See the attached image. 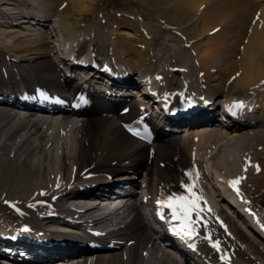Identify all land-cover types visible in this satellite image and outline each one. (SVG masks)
<instances>
[{"label": "bare ground", "instance_id": "6f19581e", "mask_svg": "<svg viewBox=\"0 0 264 264\" xmlns=\"http://www.w3.org/2000/svg\"><path fill=\"white\" fill-rule=\"evenodd\" d=\"M143 1L144 4L134 2L143 17H153L154 12L160 16L159 26H155L160 29L155 34L144 24L133 29L125 16L120 22L112 17L103 18L118 29L131 28L141 38H147L139 47L141 50H137L127 43L123 32L110 31L108 37L103 30L112 26L105 27L106 22L92 23L95 26L85 23L86 17L95 12L94 0H0V27L6 29L0 30V207H4V202L8 205L0 211L5 215L0 220V249L5 248L0 256L11 264H30L29 254L35 255V263L31 264H69L68 257L84 253L91 255L72 260L76 264H264V248L260 245L264 244V220L262 224L263 217H257L260 221L253 214L256 203L261 205L256 197L264 201V6L252 11L251 5V10L245 12L246 23H251L257 10L262 12L258 18H262L246 28L251 35L244 43L242 56L239 55L243 62H238V55L234 54L239 67L229 65L223 71L219 62L230 51L211 49L230 45L223 35L226 30L213 36L212 33L209 36L213 27L204 30L212 26L209 24L213 20L220 19V11L208 12L207 8L212 6L206 7L201 18L198 14V21L192 10L202 3L206 5V1L195 0L188 5L183 4L185 0ZM243 1L245 4L250 0ZM258 2L264 5V0ZM55 18L59 19V27ZM34 20L41 26L49 23L50 29L29 36L14 31L15 25ZM239 32L238 37V33L234 35L232 45L238 46V50L245 38L244 29ZM53 33L59 37L56 42L50 40ZM170 33L185 43L192 62L185 56L184 62L178 57L179 61L171 59L170 63L168 57L165 65L167 60L158 58L159 50L154 62L152 43H165L168 39L164 41L163 35ZM253 37L262 40L260 46L250 43ZM169 39L175 41L174 37ZM166 45L160 50L173 52ZM260 48L263 51L255 53ZM60 51L64 56L60 62L70 64V72L60 69L57 63ZM229 56L224 60L228 61ZM80 60L83 64L77 68H81V73L91 72L92 79L115 87L110 91L115 94L119 91L121 99L113 95L103 99L105 95L93 91L91 78L76 79L73 64ZM157 62L164 66L159 68ZM86 66L92 68L87 70ZM152 67L157 68L152 71V82L159 89L155 95L156 88L150 87L154 90L152 100L169 102L176 97L197 104L189 117L178 120L167 104V122L185 127L197 125L187 134L178 136L171 130L155 128L148 142L126 134L131 124L148 120V107L130 99L125 89L143 86V78L151 74ZM134 71L138 80L142 78L140 81L132 77ZM182 92L187 93L186 98H179ZM135 94L140 96L138 92ZM214 96L219 97L222 106L213 101ZM242 106L247 107L248 117L243 125L229 121L231 113L236 114ZM214 109L222 112L225 121L219 119ZM41 112L46 116H37ZM237 114L242 117L240 111ZM192 138H197L195 146L190 143L186 147L185 142L189 139L192 142ZM211 145L216 146L208 152L213 163L209 162L205 168L201 155H208ZM227 151L235 157L234 165L223 159ZM141 170L146 200L136 199L133 190L139 184L135 176ZM237 180L230 186V181ZM84 183L88 185L82 186ZM182 184L193 187L187 191ZM234 187L244 196L239 204L249 216L243 219L248 232L235 223L234 218H243L240 211L235 209L238 215L229 216L215 203L216 198L219 202L227 201V195L231 194L227 192ZM121 190L128 192L130 204L118 208L111 199L106 208L96 202L88 208L75 209L70 220L62 214L69 200L104 198L109 191ZM173 193L191 195L194 200L196 194L201 200L207 199V218H203L198 206V214L191 216L195 221L191 238L175 232L181 221L173 219L168 207L158 205L162 197ZM142 206L165 228L175 245L152 226L149 228L148 221L143 222L148 218L142 213ZM161 212L163 217L158 214ZM43 222L57 224L63 231H48ZM87 227L118 239L112 245H93L84 235Z\"/></svg>", "mask_w": 264, "mask_h": 264}, {"label": "rangeland", "instance_id": "374dc122", "mask_svg": "<svg viewBox=\"0 0 264 264\" xmlns=\"http://www.w3.org/2000/svg\"><path fill=\"white\" fill-rule=\"evenodd\" d=\"M95 2H97L96 3V6L94 7L95 8V12L92 14V16H88V17H86V24H89V25H91L92 23H94L95 24V22H99V21H102V22H106V20L104 21V17L105 18H107V17H112L111 19H117V21L118 22H120L123 18H124V16H125V18H129L130 20H129V24H131V27L133 28V29H135V30H137V28L139 27V25H143L144 27H147V28H149V31H154L153 32V34H155L156 32H158L159 31V29L160 28H157V30H156V28H155V26L157 25V26H159V20H158V18L160 17L159 15H157L155 12L153 13V14H151V15H153V17L152 16H149L148 18H145V17H143V14H141L140 12H139V7H137V6H135V3L137 4L138 2L139 3H142V4H144L145 2L143 1V0H94ZM184 1V0H183ZM182 1V2H183ZM186 1V2H185ZM184 2H183V4H190V3H192V4H194L195 3V0H193V1H191V0H185ZM189 1V2H188ZM204 2L206 1V5H205V3L203 4L202 3V5L198 8L197 6H195V8H193V10H192V14L193 15H196L195 16V18L197 17V16H199L202 12L204 13V10L206 9V7H209V6H212V7H209V8H207L208 9V12H211V11H216V10H218V11H220V13H221V17H220V19H216V20H213L209 25H212V26H207L204 30H207L209 27H213L214 29L209 33V36H211L210 34L212 33V36L213 35H215V34H221V31L222 30H226V31H224V33H223V35L226 37V39H227V41H226V43H229L230 45H227V46H222V45H220V46H218V47H214V48H212L211 50H213V51H224V53H226L227 51H230V53H226L225 55H229L230 54V56H229V59H228V61H226V60H224L225 58L222 56V58H224L223 60L221 59V61L219 62V65H222V67H224V68H222L221 67V70H226L227 68H225V67H228L229 65L231 66V65H235V67L237 66V67H239V65H238V62L239 61H241V62H243L241 59L239 60V55H241L242 56V54L241 53H243L244 51L242 50V48H243V46H245V42H247V40H248V38H249V36L251 35V31L250 30H247L246 28H249L248 27V24H249V21L246 23L245 22V18H244V14H245V12L246 11H249V10H251V5H252V7H253V9H252V11H254L255 9H258V8H262L264 5H260L261 3L260 2H258V0H250L248 3H245L244 4V1L243 0H203ZM257 1V2H256ZM135 2V3H134ZM188 2V3H187ZM256 3H259L258 4V7L256 8ZM134 4V5H133ZM262 4H264V2L262 3ZM152 13V12H151ZM256 13V14H255ZM259 13H261L262 14V12H260V10H257L256 12H254V14H253V16H252V21H251V23L249 24V26L251 27V26H253V24H256L257 23V20L259 21L262 17H260V18H258L259 16H260V14ZM141 14V15H140ZM199 14V15H198ZM202 15V14H201ZM199 16V18H201L202 16ZM255 15V16H254ZM116 16V17H115ZM119 16V17H118ZM137 18H136V17ZM102 20H101V19ZM121 18V19H120ZM133 18V19H132ZM136 18V19H135ZM255 18V19H254ZM196 19H198V17L196 18ZM52 20H53V18H52ZM55 20H57L56 21V25L59 27V22H58V18H55ZM128 20V19H127ZM135 20V21H134ZM200 19H198V21H199ZM249 20H250V17H249ZM139 21V22H138ZM197 21V20H196ZM195 21V22H196ZM197 21V22H198ZM196 22V23H197ZM52 22H50V24H51ZM246 23V24H245ZM107 24V25H106ZM106 24H105V27L107 26L108 27V25H111L112 27L110 28V30H109V28H107L106 30H108L107 32H106V30L104 29L103 31L105 32V34H107V36L109 37V36H111V35H109V34H111V32L112 31H118V33H120V32H123V34H125L124 35V37H126L127 39V43H129V45H131L132 47H134V48H137V50L139 49V50H141L140 48L142 47L141 45L143 44V43H146L147 42V38L145 39H143V38H141L139 35H140V33L138 32V34L139 35H137V33L135 32V31H133V30H131V28H129V29H125V28H116L117 27V25H113V24H111V22H106ZM24 25H26L27 26V23H22V24H17V25H15V28L16 29H14V31H17L16 33H18L19 35H25V36H29L30 34H34V33H42V31L44 30V29H50V25H49V23H46V27H44V28H42V27H40V26H38V25H36V26H33V25H28V27H24ZM93 25V24H92ZM87 26V25H86ZM93 26H95V25H93ZM137 26V27H136ZM40 27V28H39ZM199 27H201V26H199ZM30 28V29H29ZM42 28V29H41ZM244 29V36H245V38L242 40V42H240V43H243V45L241 46V47H239V50L237 49V47H236V45L235 46H232L234 43V40H235V34L236 33H238L237 34V37H238V35H240V33L241 32H239V31H241V30H243ZM0 30H6L5 28H1L0 27ZM31 30V31H30ZM42 30V31H41ZM204 30H203V32H204ZM2 31H0V33L2 32ZM111 31V32H110ZM214 31V32H213ZM109 32V33H108ZM204 34V36H203V38H204V40L206 39V34H205V32L203 33ZM117 35V34H116ZM163 35V34H162ZM208 35V34H207ZM222 35V34H221ZM118 36V35H117ZM123 36V35H122ZM164 36V41L165 40H167L165 43H163L162 41H156L155 43H152V51H151V53L153 54V56H154V62H156L157 60H156V58L157 57H155L156 56V54H157V51L159 50L160 51V56L158 57L159 59L160 58H162L161 60H163V61H166V62H164V64L165 63H168V57H169V62L171 63V61L172 62H175L174 60H178V57L180 58V60L181 61H183L184 62V60H185V58L187 57V58H192V54H191V52L189 51V49L188 48H186L185 46H184V44H183V42L181 41V39H179V38H176V35H173L172 33H170V34H166V35H163ZM243 36V37H244ZM169 37H174V42H172V39H169ZM121 39H122V37H120ZM247 38V39H246ZM57 39H59V37H56V35L53 33L52 34V36H50V40H52L53 42H56V40ZM155 39V38H154ZM156 39H157V37H156ZM254 39V40H253ZM253 39L252 40H250V43L251 42H253L252 44H254V45H257V46H260L261 45V43H262V40L260 41V40H258V39H256L255 37H253ZM140 41V42H139ZM142 41V42H141ZM255 41H259L258 42V44H257V42H255ZM112 42V41H111ZM182 42V43H181ZM165 44H167L166 45V47H168V48H173L174 50H173V52H166V53H164L165 52V47H164V45ZM212 45L214 46L215 45V43H212ZM140 47V48H139ZM161 47H163L164 49L163 50H160V48ZM58 48H59V46H58ZM156 48V49H155ZM181 50H183V51H181ZM242 51V52H241ZM263 51V48H260V49H258V50H256L255 51V53H257V54H259V53H261ZM240 52V53H239ZM59 54V56L62 54L61 53V51H60V53H58ZM232 54V55H231ZM234 54H236V55H238V56H236V55H234ZM171 56V57H170ZM186 56V57H185ZM233 56H236V60L238 61V62H236L235 60H234V58H233ZM176 57V58H175ZM157 58V59H158ZM173 58H175V59H173ZM172 59V60H171ZM171 60V61H170ZM179 61V60H178ZM191 62H192V59H191ZM191 62H189V63H191ZM241 62H240V64H241ZM159 63H160V65H159ZM157 62V63H155V65L156 66H158L159 68H162L163 66H164V64H162V62ZM223 63V64H222ZM227 63V64H226ZM230 63V64H229ZM233 63V64H232ZM154 65V66H155ZM161 65H163V66H161ZM165 65H167V64H165ZM189 65H191V64H189ZM124 68V67H123ZM155 69H157L156 67H152V68H150L149 69V72L150 73H152V71L153 70H155ZM223 71H221V72H223ZM84 74V73H83ZM236 78V77H235ZM261 129V128H260ZM188 132H186V134H187ZM177 135V134H176ZM182 135V134H181ZM192 140V142H190V139L189 140H187L186 142H185V146L187 147V146H189V144L191 143H193L194 144V146H195V142L194 141H197V138H192L191 139ZM189 142V143H188ZM190 144V145H191ZM216 148V146L215 145H211L210 146V148H209V150H207V152L206 153H208L209 151H212V150H214ZM226 150H229L230 151V148H227ZM229 151H227L225 154H224V160H226V158H227V160H228V162L231 164H235L236 163V159H235V157H232V154L231 153H229ZM210 153V152H209ZM208 153V155L206 156L205 155V153H202V155H201V158H203V159H205L204 160V165H205V168L207 167V165L206 164H208L209 162H211V163H213V161L210 159V154ZM229 153V154H228ZM188 154V153H187ZM175 154H173V156H174ZM177 158H181L182 159V157L181 156H176ZM206 157V158H205ZM234 158V159H233ZM230 160V161H229ZM217 161V159L216 160H214V162H216ZM225 162V161H224ZM233 164V165H234ZM237 165V164H236ZM235 165V166H236ZM227 168V167H226ZM227 170V169H226ZM143 170H141V172H142ZM211 172H213V171H211ZM230 174V172L227 170V174ZM211 174H213V173H211ZM142 175H143V173H141L140 174V178L138 179V181L141 179V177H142ZM214 175V174H213ZM215 176V175H214ZM239 177V176H238ZM211 193V192H210ZM213 193V192H212ZM241 195V194H240ZM240 195H236V196H233L232 197V199H235L236 201L238 200V199H241V200H243V198H244V196H243V194L240 196ZM230 196L229 195H227V198H228V203L227 202H224V203H219V200H217V198L215 199V201H216V203L218 204H220V206L221 207H223L224 208V210H226L227 211V213H229L228 215L229 216H237V213L234 211V210H232L231 208H230V205H229V203L230 204H234L232 201L233 200H230L231 198H229ZM256 200H258V202L259 203H261V205H259V204H257L256 203V205H255V208H256V210L255 209H253V214L255 215L254 217H259L260 216V219H262V217H263V219H262V221L260 220V219H258V220H260L261 221V223L263 224V220H264V201L262 200V198L261 197H259V196H257L256 197ZM235 202V201H234ZM238 202H239V200H238ZM235 203H237V202H235ZM242 203H244V202H242ZM218 204V205H219ZM245 204V203H244ZM7 205V203L6 202H4V204H3V206L5 207ZM8 206V205H7ZM15 206V205H14ZM19 206V204L18 205H16L15 207H18ZM4 207H0V211H1V209L3 208L4 209ZM205 207V206H204ZM238 207V206H237ZM231 209V210H230ZM234 211V212H233ZM6 212H8L7 213V215H9L11 212H12V210H10V211H6ZM236 214V215H235ZM6 215V216H7ZM262 215V216H261ZM3 216H5L4 215V212L2 211V212H0V220L3 218ZM238 217H236V218H234V220H235V222H236V224H239V226H240V228H242V230L245 232V230H246V232H248V230H249V228H247V225L245 224V222L242 220V219H237ZM233 220V219H232ZM239 220V221H238ZM241 221V222H240ZM264 225V224H263ZM248 229V230H247ZM251 236V235H250ZM249 238H251V237H249ZM253 239V238H252ZM260 245L264 248V244H261L260 243Z\"/></svg>", "mask_w": 264, "mask_h": 264}, {"label": "snow or ice", "instance_id": "6c2138e0", "mask_svg": "<svg viewBox=\"0 0 264 264\" xmlns=\"http://www.w3.org/2000/svg\"><path fill=\"white\" fill-rule=\"evenodd\" d=\"M159 79V78H158ZM239 105H234L233 107H238ZM186 175H190L186 173ZM242 179V178H238ZM237 181H230V186L238 183ZM182 187H186L187 191H190L193 187L192 185H183ZM198 199L194 200L191 195L183 196L173 193L168 197H162L158 201V205L162 207H168L171 211L172 217L175 220L181 221L180 227L178 228V234H183L185 237L191 238L195 233V221L191 219L193 213L198 214L197 210ZM163 217V213H158ZM27 231V229H24ZM205 239H209L207 236ZM213 247H217V244H213Z\"/></svg>", "mask_w": 264, "mask_h": 264}]
</instances>
